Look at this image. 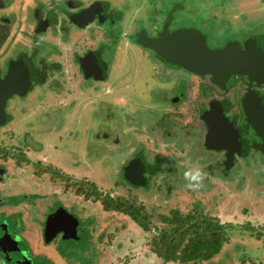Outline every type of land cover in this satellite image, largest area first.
<instances>
[{
  "label": "rangeland",
  "instance_id": "1",
  "mask_svg": "<svg viewBox=\"0 0 264 264\" xmlns=\"http://www.w3.org/2000/svg\"><path fill=\"white\" fill-rule=\"evenodd\" d=\"M155 1H146L147 6L137 17L139 25L153 22L155 9V13L166 14L169 7L165 0ZM175 3L182 6L183 12L200 11L201 18L203 13L204 18L210 16L207 22H201L199 17L192 18L208 33L212 46L224 41L225 36L256 34L248 30L250 25L254 30L255 25L264 28V0H177ZM233 7L244 12L242 18H246L248 23L229 15L228 12H234ZM146 9L150 11L146 12ZM253 15L255 17L252 18ZM256 20H259L258 24ZM229 25L233 28L228 29ZM214 28L218 30L214 32ZM121 31L124 29L116 32L118 38H121ZM261 42L264 43V38ZM138 53L139 50H136L132 55L124 49L113 55L106 50L104 58L113 60L109 81H117L119 75L122 78L116 82L119 93L127 95L129 99L137 94L134 98L142 105L158 104L161 96L153 101L155 92L162 91L168 81L150 77L152 71L149 70L148 59L140 60ZM66 66L72 71L56 75L55 86L51 88V83L44 91H30L21 100H16L9 109L12 120L0 127V148L3 150L0 152V168L6 169L5 175L0 169V200L12 196L9 201H13L0 205V212L7 215L21 209L24 214V221L18 213L2 215L0 225H12L19 231L16 234L20 246L26 247L19 236L24 229L35 251L42 254L38 257V264H168L151 251L149 240L152 234L160 228H170L172 224L165 217L173 218L174 210L186 215L198 208L226 223L228 240L211 259L188 264H264V153L243 158L228 172L223 168H206V163L214 161L212 158H201L191 168V163L186 159H175V153L183 154L176 148L166 150L163 146L155 145L156 141L152 139L160 134L155 133L157 126L149 128L147 124L135 123L137 119L132 116L131 108L127 107L124 112L116 110L117 114L114 115L110 102L106 106L101 104L104 101L101 96L112 99L109 83H102L94 89L84 84L82 77L73 74L75 69L72 63ZM134 72L137 73L136 80L129 86V75ZM190 75L182 70L183 78H192ZM87 83L90 84L89 81ZM18 101L22 104L20 107H17ZM132 106L135 110V103ZM154 112L158 116V109ZM137 115L139 119L146 117L144 110ZM111 131L118 132L122 137L114 151L107 148L111 139L106 145L105 140H100L103 138H98L100 133L105 136ZM132 140L135 145L144 143L150 160L162 155L159 152L169 153H163L162 168L153 177L151 185L134 186L123 176L120 167L128 156L123 155L125 149L122 146ZM21 156L24 158L19 162ZM214 159L218 160L216 156ZM171 164H175L172 165L175 168H168ZM48 167L50 170L46 169ZM52 168H60L57 170L66 175L53 172ZM189 168L201 170L199 188L186 187L189 182L185 180L183 172ZM67 175L74 182L86 179L110 196L136 199L150 212L151 225H156L155 229L145 230L131 216L105 210L101 200L86 198L84 193L77 191V186L68 184ZM24 195H27V199H18ZM33 196L37 197L32 199ZM54 201L63 202L70 212L78 216L77 237L74 240H62L56 235L52 243L43 242L42 228ZM37 243H40L39 247H36ZM5 254L6 251H0V264H4ZM45 257L49 258L48 261ZM6 262H9L8 259Z\"/></svg>",
  "mask_w": 264,
  "mask_h": 264
},
{
  "label": "flooded vegetation",
  "instance_id": "2",
  "mask_svg": "<svg viewBox=\"0 0 264 264\" xmlns=\"http://www.w3.org/2000/svg\"><path fill=\"white\" fill-rule=\"evenodd\" d=\"M146 1L0 0V91L10 89L12 92L13 90V93L6 99L5 110L8 118L2 125L7 122L10 123L12 120L13 116L9 109L14 106L16 100H21L30 91H38L39 89L44 91L51 83H53L52 88L55 86V76L72 71L66 66V64L69 63L70 66L72 63L75 69L73 74L82 77L84 84L97 89L100 84L109 83L112 99L108 100L101 96V100L106 101L101 103L103 106L108 105L110 102L115 111L114 115L117 114L118 110L124 112V110L131 108L129 110L133 114L132 116L137 119L135 123L147 124L146 126L149 128L157 126L158 130L155 133L160 134L155 135L157 138L152 139V141H156L155 145L163 146V149L166 150L176 148V151L183 154L175 153L173 155L176 157L175 159L177 157L186 159L189 164L191 163V168L195 163H199L201 158H205L204 160L212 158L215 161L214 157L216 156L218 160L215 163L214 161L206 163V168L225 169L228 168L227 159L231 155L234 158V163L229 168H233L243 158H249L255 153H264L260 148L264 141L262 135L264 129L258 130L256 128L255 124L250 121L245 107V103L247 105L250 99H258L261 106L264 104V81L259 83L260 78L253 77L252 79V75L234 72L228 76L224 83L220 84L214 80L212 74L195 72L178 63L176 61L179 54L177 45L182 44V40H173L175 32L183 29H195L205 36L206 44L211 49H222L227 44H231L232 48L237 47L242 52L249 48L252 53L257 52L264 59V43L261 42V39L264 38V28L255 25L254 30L253 25H250L248 30L257 32L256 34L246 33L240 37H237L239 34L225 36L224 41L212 46L210 45L208 33L201 27V24H195L192 18V16L199 17L201 22H207L210 16L204 18L203 13L201 18L200 11L186 10L183 12L182 6L175 3L177 0H165L164 3L169 7L165 15L161 12L155 13L157 11L155 9L153 10V22L149 23L147 21L146 24L139 25V18L137 17L147 6ZM157 1L160 0H156L155 3ZM233 8L234 12H228L229 15H232L234 19H241L240 21H248L246 18H242L244 16L242 10ZM147 10L149 9L145 11L147 12ZM188 17L189 19H187ZM253 17L255 16L253 15ZM258 21L255 22L258 24ZM230 28H233V26L229 25L228 29ZM119 29H124V31L119 32L121 38L116 35ZM213 30L215 32L218 29L214 28ZM111 36L117 39L113 40ZM161 38L164 40L160 41ZM123 39L124 42H122ZM192 41L190 40V42ZM158 44H160V47H155ZM124 49L132 55L136 50H139L140 60L145 61L148 59V64L151 66L149 69L152 71L150 77L160 78L161 81L165 82L168 81L166 85L163 84L162 91L155 92L153 101L161 96L158 104L143 103L144 105H142L134 98L137 94H133L132 98L129 99L127 95L119 93L116 83L122 79L119 75L117 81L112 79L109 81V73L113 72L111 69L113 60L105 59L104 52L109 50L114 55ZM95 58L101 68V72H98V76L101 78L87 75ZM182 70L191 74L192 78H183ZM136 74L134 72L131 76L129 75L131 77V81L128 80L129 86L134 84ZM256 77H259V75L256 74ZM88 81L90 84L87 83ZM122 84L121 82L120 85ZM183 88H185V91H183ZM134 103L135 110L132 109ZM17 105V107H20L22 104ZM156 109H158V116L154 112ZM142 110L145 111L146 117L139 119L137 113ZM114 115L112 114V119L115 120ZM218 117L223 125L227 123L240 135L238 150L234 149L231 152L229 148L214 146ZM59 125L62 126L61 123ZM98 138H103L100 140H105L106 145L111 139L107 148L112 151L118 147L117 143L122 139L118 132L112 133V131L107 132L105 136L100 133ZM131 142L122 146L125 149L123 155L128 156L120 167L123 170V176L135 186L136 184L131 179L135 177L140 181L144 180V178L137 177L143 172L145 184L151 185L153 177L162 168V161L165 157L163 155H169V153H166V151L159 152L162 155L150 160L144 143L135 145L133 140ZM164 152L165 154H163ZM172 165L175 164H171L168 168H175ZM139 166L143 168H139ZM0 169L5 175L6 169ZM52 169L53 172H59L63 176L66 175L57 170L60 168ZM212 173L214 172L212 171ZM24 196L18 199H27V195ZM35 197L33 196L32 199ZM10 199H12V196L6 200H0V205L7 202L13 203V201H9ZM53 204L52 210L48 212L49 214L55 212L60 206L66 208L63 202L60 201H54ZM16 213L20 214L24 221V214L21 209L13 210L7 215L0 212V216H11ZM71 213L78 217L74 212ZM57 224L66 227L70 234L71 230L66 220L60 219ZM25 232L22 229L21 235H19L20 239L24 240L26 244V247H21L20 243L17 242L16 233H19V231L12 225L9 227L0 225V240H2L0 251H6L4 264L13 262L17 264H38V257L42 254L35 251ZM44 233L45 224L42 228L43 242L52 243V240L46 242ZM58 235L62 240L75 239L74 237L64 238L62 232H58ZM39 246L40 243H37L36 247ZM6 259L9 262H6ZM44 259L48 261L49 258L45 257Z\"/></svg>",
  "mask_w": 264,
  "mask_h": 264
},
{
  "label": "water",
  "instance_id": "3",
  "mask_svg": "<svg viewBox=\"0 0 264 264\" xmlns=\"http://www.w3.org/2000/svg\"><path fill=\"white\" fill-rule=\"evenodd\" d=\"M175 39L182 40V44L177 45L179 54L176 61L195 72L212 74L214 80L220 84L224 83L228 76L234 72L252 75V79L253 77L257 79L260 78V80H258L259 83L264 81V59L257 52L252 53L249 48L242 52L237 47L232 48L231 44H227L222 49H211L206 44L205 36L195 29L179 30L173 35V40ZM162 40L164 39L161 38L160 41ZM190 40L193 41L190 42ZM155 47H160V44ZM97 61L98 60L95 58L91 63L90 71L87 74L88 76L93 75L96 78H101L98 76V72H101V68L98 66ZM256 74L259 75V77H256ZM2 90L3 91H0V125L4 124L8 118V115H6L5 104L6 99L13 93V90L11 92L10 89ZM245 107L250 121L255 124L256 128L258 130H261V128L264 129V104L261 106L258 99H250L249 102H247V105L245 103ZM217 124L216 142L214 146L217 145L221 148H229L231 152H233L234 149L238 150V146L240 145V135L227 123H224L223 125V122L219 117ZM262 135L264 138V132H262ZM260 148L264 152V141L260 145ZM233 163V156H228V169ZM139 168L143 167L139 166ZM141 171H143V169H141ZM137 177L144 178V180L140 181L134 177L131 181L135 184L142 185L146 183L143 172L140 173V176L137 175ZM60 219H64L68 222L69 229L71 230L70 234L66 227L60 225L61 223L57 224L60 222ZM78 222V217L68 209L64 206L59 207L54 213L48 215L46 220L44 233L46 241H51L59 231L66 232L64 238L77 237L76 228ZM1 243L2 240H0V244Z\"/></svg>",
  "mask_w": 264,
  "mask_h": 264
},
{
  "label": "trees",
  "instance_id": "4",
  "mask_svg": "<svg viewBox=\"0 0 264 264\" xmlns=\"http://www.w3.org/2000/svg\"><path fill=\"white\" fill-rule=\"evenodd\" d=\"M1 151L3 150L0 148ZM23 158L21 156L19 162ZM46 169L50 170L49 167ZM224 170L229 171L228 168ZM66 178L68 184L77 186V191L84 193L86 198L101 200L105 210H114L131 216L145 230L155 229L156 225L153 224L154 227L151 225L150 212L136 199L127 200L124 197L110 196L109 193H103L86 179L74 182L71 181V176ZM173 212V218L165 217V220L172 224L170 228H160L149 240L151 251L157 256L168 264L173 262L188 264L199 260H209L221 251L223 243L228 240L226 223H221L216 216L203 213L198 208L186 215L179 210Z\"/></svg>",
  "mask_w": 264,
  "mask_h": 264
},
{
  "label": "clouds",
  "instance_id": "5",
  "mask_svg": "<svg viewBox=\"0 0 264 264\" xmlns=\"http://www.w3.org/2000/svg\"><path fill=\"white\" fill-rule=\"evenodd\" d=\"M183 176L185 180L189 183L186 185L188 188H199L200 181L202 180L201 170L199 168L196 169H185L183 172Z\"/></svg>",
  "mask_w": 264,
  "mask_h": 264
}]
</instances>
